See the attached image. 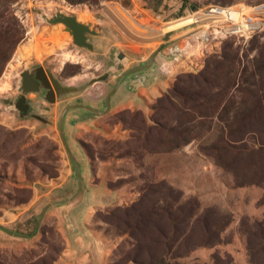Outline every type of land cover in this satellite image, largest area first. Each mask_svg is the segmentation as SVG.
<instances>
[{"label":"rangeland","instance_id":"374dc122","mask_svg":"<svg viewBox=\"0 0 264 264\" xmlns=\"http://www.w3.org/2000/svg\"><path fill=\"white\" fill-rule=\"evenodd\" d=\"M180 1L196 10L264 3ZM176 7L173 0H0V31L24 38L0 77V264H264V104L232 111L227 104L242 99L244 68L264 31L203 50L188 25L166 32V43L162 32L185 15ZM85 10L91 21L80 22ZM57 17L89 25L93 48L70 40ZM165 43L156 68L169 70L166 90L141 107L110 104L107 112L119 78ZM177 45L187 51L175 61L165 51ZM227 47L239 59L232 84L223 88L225 73L208 84L207 60L223 58ZM24 73L42 75L52 93L31 97L28 115L17 107L27 99ZM237 107L260 132L249 128L233 141L227 120Z\"/></svg>","mask_w":264,"mask_h":264},{"label":"trees","instance_id":"16d2710c","mask_svg":"<svg viewBox=\"0 0 264 264\" xmlns=\"http://www.w3.org/2000/svg\"><path fill=\"white\" fill-rule=\"evenodd\" d=\"M193 9V8H192ZM196 10V9H193ZM7 12V11H3ZM18 30L8 31V30H1L0 31V77L5 70L6 65L11 60L13 54L15 53L16 48L20 44V42L24 39L23 36L19 34ZM255 48H258V56L255 57L254 63L251 68L245 67L243 72V82L244 87L241 90L243 95L242 99L238 102L235 100H230L227 104H233L230 107V111L235 109L233 107L234 104H264V96L261 95L264 92V44L261 46L255 45ZM238 55L231 51V47H227L223 58L218 59L215 57H210L207 60L206 70L204 74L201 75L203 79H206L208 84H211L209 81L213 79L217 83L219 81L221 75L225 73L227 84L223 85L227 86L230 84L231 80L233 79L232 74L235 71L236 64L238 62ZM232 84V82H231ZM221 87V86H215ZM226 95L224 90L221 95ZM192 97V96H186ZM185 97V98H186ZM224 97V96H223ZM193 98V97H192ZM222 98V97H221ZM181 100V98H180ZM214 100V99H213ZM213 100L210 101V98L207 99L206 104H212ZM183 103H185L184 99H182ZM188 102V101H187ZM192 103V102H191ZM257 108V107H254ZM262 108V107H261ZM258 109V108H257ZM242 108L237 107V110L234 112V117L232 119L227 120V128L230 131L228 133V138L232 139L233 141H238V137L244 133V131H248L251 128L253 131L259 133V129L256 124H247L242 122L239 119V115ZM250 129V130H251Z\"/></svg>","mask_w":264,"mask_h":264},{"label":"built area","instance_id":"2783aa9c","mask_svg":"<svg viewBox=\"0 0 264 264\" xmlns=\"http://www.w3.org/2000/svg\"><path fill=\"white\" fill-rule=\"evenodd\" d=\"M173 3L178 4V7L173 10L175 13L184 5L180 0H173ZM184 14L179 19L190 22L189 25L193 27V33H195L191 38L195 39L203 50L210 44L223 39L234 38L246 41L264 31V3L254 6L210 5L199 10L186 7ZM190 46L192 45L188 42L186 47ZM186 47L174 46L167 57L175 61L179 60L185 54Z\"/></svg>","mask_w":264,"mask_h":264},{"label":"crops","instance_id":"0c3cea01","mask_svg":"<svg viewBox=\"0 0 264 264\" xmlns=\"http://www.w3.org/2000/svg\"><path fill=\"white\" fill-rule=\"evenodd\" d=\"M173 5L175 4L173 3ZM183 7L186 8L187 5L186 6L183 5ZM206 7L208 6H205L203 8H206ZM178 47L181 48L180 46ZM165 52L168 53L167 50ZM158 62L162 64L160 59H158L157 57L153 66L150 69L146 70L145 72L144 71L139 72L141 76L136 77V80H137L136 84L135 82H133V85H132V81L134 79V77L132 78V76L127 77L117 89H116V86L118 82H116L112 90L114 91L116 89V92L111 96L110 104L112 105L115 104L116 108L118 109L125 108L126 106L130 107V106H137V105H140L141 107V105H145L147 102V99L150 98L151 96H154L155 93L160 92L161 90H166V88L169 85L168 76H167L169 73V70L166 68L164 64L161 65V67L156 68ZM134 75H139V74H134ZM144 91H146L147 93L146 95L144 94ZM38 95L43 96L45 99L50 98V95L43 94L41 92L31 94L28 97L30 99L31 97L37 98ZM105 104H106V99H105ZM80 109H84V108H80Z\"/></svg>","mask_w":264,"mask_h":264},{"label":"water","instance_id":"95a60500","mask_svg":"<svg viewBox=\"0 0 264 264\" xmlns=\"http://www.w3.org/2000/svg\"><path fill=\"white\" fill-rule=\"evenodd\" d=\"M54 21L55 22H59V23H63L68 29H70L73 32V34H74V36H73L74 40L76 41V43L79 46L87 47L89 49L93 48V46L88 42V37H87L88 34H93L94 33L93 31H91L89 25H86V24L78 22L75 17H57V18H55ZM188 29L193 31V27H189ZM171 38H172V34H167L165 36V38H164V41L166 43H168V41H170ZM166 43L163 46H161V48H159L157 51H155L150 56V58L146 62V64L125 72L120 77V79H119V81L117 83L116 89L130 75L135 74V73H139V72H143V71H146V70L150 69L153 66V64H154L156 58L158 57V55L164 50V48L167 47ZM120 58L124 59L125 57H124V55H121ZM23 78L25 79V84H24V87H23V92L24 93L39 92L40 91L38 82H32L33 84H35V86L34 87H29L28 83H27V79H29L30 81H34V80H31L32 78L27 76V75H24ZM116 89L114 91H112L106 98V106H107L106 110H107V112L110 111V99H111V96L116 92ZM26 102H27L26 98L22 97L19 100V103L17 104L18 110L20 112L24 113V114H27L28 113V109H29V105L26 104ZM74 107L84 108V109H87V110L92 111V112L104 114V112L101 113V112H98V111H96V110H94V109H92L90 107H86V106H82V105H78V106H74ZM62 124H63V118H62V121H61V130H62Z\"/></svg>","mask_w":264,"mask_h":264},{"label":"bare ground","instance_id":"6f19581e","mask_svg":"<svg viewBox=\"0 0 264 264\" xmlns=\"http://www.w3.org/2000/svg\"><path fill=\"white\" fill-rule=\"evenodd\" d=\"M75 13H77V12H75ZM81 13V12H80ZM128 19H130V18H128ZM79 20H80V22L82 21V22H85V21H91V15H90V13L89 12H87L86 10L85 11H83V13L82 14H80L79 15ZM131 22V21H130ZM190 24V22L189 21H181V20H177V21H174V22H172V23H169L168 25H167V31H163L162 33L163 34H161V36H164L165 34H167L168 32L170 33V32H174V31H176V30H179V29H181V28H183V27H185V26H188ZM60 27L62 28H64V26L63 25H60ZM167 32V33H166ZM71 36H74V34L72 33V32H70V34H69V38H70V40H71ZM31 41V40H30ZM29 41V42H30ZM27 43V44H29V46L31 45V42L30 43ZM26 44V45H27ZM26 45H22V46H26ZM187 51V50H186ZM19 52V54H22V52H23V49H21V50H19L18 51ZM64 59V61L63 62H67V61H70V56H68V55H65L64 57H63ZM29 59V58H28ZM38 59H41V58H38ZM61 63V62H60ZM63 65V64H62ZM66 65V64H65ZM18 68V67H17ZM173 75H175V72L174 73H172ZM9 75L10 74H7L6 75V78H5V81H4V84H3V86L1 87L2 88V90L3 91H5L6 89H8V87H9V82H8V80H9Z\"/></svg>","mask_w":264,"mask_h":264},{"label":"flooded vegetation","instance_id":"af4514ba","mask_svg":"<svg viewBox=\"0 0 264 264\" xmlns=\"http://www.w3.org/2000/svg\"><path fill=\"white\" fill-rule=\"evenodd\" d=\"M44 74V73H43ZM24 75H27V76H29V77H31L32 79L31 80H34V81H30L29 79H27V83H28V86L29 87H34L35 86V84H33L32 82H38L39 83V89H40V91L39 92H29V93H24V96H26L27 97V102H26V104H28L29 105V109H28V113L31 111V99L28 97L29 95H31V94H34V93H43V94H47V95H50V92H48L47 90V88H48V86H49V83L46 81V79H44V77H42V75L40 76H38V75H32V74H26V73H24L23 75H22V91H23V87H24V84H25V79L23 78V76ZM51 95H52V93H51ZM51 95H50V98L49 99H51ZM53 95H55V97H58V94H57V92H54V94ZM22 98V96L17 100V104L19 103V100ZM77 109V108H76ZM28 113L27 114H24V113H22V114H24V115H28ZM64 115H66L65 113H64ZM65 117V116H64ZM63 120H64V118H63Z\"/></svg>","mask_w":264,"mask_h":264}]
</instances>
